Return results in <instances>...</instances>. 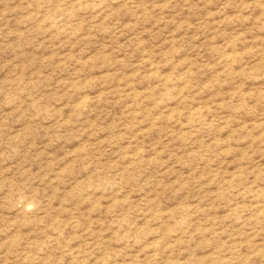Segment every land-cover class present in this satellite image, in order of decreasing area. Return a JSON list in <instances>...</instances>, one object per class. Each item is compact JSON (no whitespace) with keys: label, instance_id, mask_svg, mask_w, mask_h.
<instances>
[{"label":"rangeland","instance_id":"1","mask_svg":"<svg viewBox=\"0 0 264 264\" xmlns=\"http://www.w3.org/2000/svg\"><path fill=\"white\" fill-rule=\"evenodd\" d=\"M0 264H264V0H0Z\"/></svg>","mask_w":264,"mask_h":264}]
</instances>
